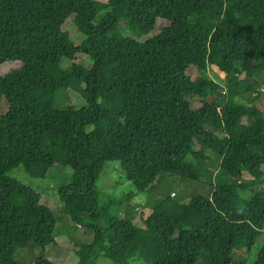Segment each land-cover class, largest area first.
I'll use <instances>...</instances> for the list:
<instances>
[{
    "label": "trees",
    "instance_id": "trees-1",
    "mask_svg": "<svg viewBox=\"0 0 264 264\" xmlns=\"http://www.w3.org/2000/svg\"><path fill=\"white\" fill-rule=\"evenodd\" d=\"M261 83L264 0H0V261L25 241L54 242L57 222L49 197L11 173L44 179L62 167L70 180L60 202L95 234L79 264H264V229L245 218L244 197L254 192L264 214V191L242 182L244 171L264 176ZM144 86L169 97L172 121L143 107ZM61 89L80 104L59 107ZM193 101L218 112L203 118ZM208 151L221 172L210 196H168L142 223L123 214L136 192L101 202L97 182L111 162L146 192L163 172L201 179Z\"/></svg>",
    "mask_w": 264,
    "mask_h": 264
},
{
    "label": "rangeland",
    "instance_id": "rangeland-1",
    "mask_svg": "<svg viewBox=\"0 0 264 264\" xmlns=\"http://www.w3.org/2000/svg\"><path fill=\"white\" fill-rule=\"evenodd\" d=\"M97 1L106 3L108 0ZM64 28L71 32L72 38L76 43L82 41V34L78 31L77 26L71 19L65 22ZM69 64L70 62L65 63V65ZM190 73L193 78L199 76L195 68L190 69ZM208 75L221 84L225 83V73L216 66L209 67ZM241 77H243V75ZM244 85L245 83L242 82L241 88ZM260 88L262 90L264 89V83L260 84ZM70 102L79 105L80 97L76 94L70 95L65 89H61L57 100L58 106L61 107L63 106L62 104L67 105ZM142 103L143 107L149 110L157 120H173L174 114L170 106L169 97L161 91L144 86V99ZM192 106L197 109L199 115L203 118H207L218 112L215 109L200 106L198 101H193ZM6 111L7 103L0 95V115L4 114ZM209 152L211 153L209 155L212 156V163L209 167H206V165L205 167L209 168L210 172L206 171L201 179H189L172 173L163 172L146 192H137L135 187L128 180L126 173L117 168V162H111L104 168L97 182V187L102 191L103 199L101 202L106 203L110 199H125L127 195L136 192L134 198L130 200L132 206H129L130 201L124 202L123 214L130 213L137 223H142V213L147 215L152 205H156L168 196L173 195V198L178 202H188L195 194L210 196L217 185V177L221 172L218 171L219 159L214 153L208 151V153ZM69 171L68 168L57 167L44 179L30 178L22 170H15L11 173V176L25 184L33 186L49 197V204L54 210L57 222L52 233L54 242L37 243L36 241H31L27 243L25 241L17 245L12 252L11 250L7 251L9 249L7 248V255L5 254L4 258L1 259L0 264H38L41 258L48 259L54 264L80 263V256L77 254L78 249L81 248L82 245L93 242L95 234L90 227H82L73 222L71 216L60 202L58 188L61 183L70 180ZM242 182L251 186L259 185L261 191H264V176L262 178H254L247 171H244ZM229 188V186H225L223 189L228 191ZM253 193H247L244 196L247 202L245 218L255 226L264 229V214L260 209L254 207L250 200ZM142 208H144V210ZM99 223L101 226H105V219H101ZM10 253L11 256L9 257L8 255ZM237 255L238 257H243L245 251L239 250ZM93 259L96 258L94 257ZM96 262L98 264H114L105 256H99Z\"/></svg>",
    "mask_w": 264,
    "mask_h": 264
}]
</instances>
